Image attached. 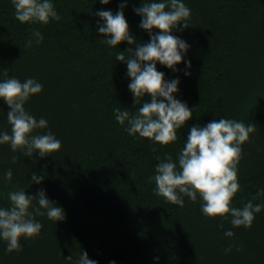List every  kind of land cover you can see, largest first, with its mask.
Returning a JSON list of instances; mask_svg holds the SVG:
<instances>
[{"label": "trees", "instance_id": "obj_1", "mask_svg": "<svg viewBox=\"0 0 264 264\" xmlns=\"http://www.w3.org/2000/svg\"><path fill=\"white\" fill-rule=\"evenodd\" d=\"M51 2L61 19L34 24L16 20L12 0H0V81L6 69L21 82L33 78L41 83L42 92L25 108L37 120L45 118L48 128L33 134L51 130L62 142L60 150L46 157L38 151L27 157L9 144L0 145V208L10 206V191L24 189L33 196L45 190L65 218L55 222L46 214L37 216L41 233L22 237L19 252L7 253L0 238V264H74L83 250L98 264H264V209L255 214L250 229L234 228L230 213L205 216L199 196L195 203L185 196L181 207L155 195V182L148 183L160 162L157 157L170 153L178 166L191 126L224 118L257 128L242 145L240 190L232 206L242 207L264 189V0H182L191 9L189 27L174 29L173 35L185 40L189 50L176 65L179 71L159 62L157 70L168 81L179 79L174 95L187 103L193 117L166 146L129 135L115 120L114 107L136 111L151 97L134 103L127 64L116 60V53L136 45L123 41L110 47L98 31L103 21L96 13L115 14L125 3L130 34L137 43H148L151 37L134 11L144 0ZM34 29L43 42L25 47ZM8 111L0 99V133L11 132ZM13 155L19 156L15 164ZM8 169L11 181L4 178ZM33 172L43 177L41 183H31ZM254 203H264V198ZM227 230L235 236L225 237ZM230 245L232 251L225 252Z\"/></svg>", "mask_w": 264, "mask_h": 264}, {"label": "clouds", "instance_id": "obj_2", "mask_svg": "<svg viewBox=\"0 0 264 264\" xmlns=\"http://www.w3.org/2000/svg\"><path fill=\"white\" fill-rule=\"evenodd\" d=\"M100 2L106 5L110 0ZM12 4L15 19L21 23L48 24L50 20L61 19L51 0H12ZM125 6V3H121L120 10L115 14L111 10L98 11L96 15L103 21L98 24V31L107 37L102 42L110 47L114 48L123 41L136 45L135 48L129 47L116 53V60L127 64V75L131 77L128 87L133 93L134 103L141 104L145 95L150 96L151 101L143 102L142 107L132 112L114 107L115 120L129 135L135 137L139 134L140 138L166 146L177 140V130L192 119L193 110L174 95L179 91V79L166 80L165 73L157 70V62L179 71L176 65L184 60L190 45L173 35V30L183 31L189 27L191 9L182 0H144L142 6L134 8V11L142 17L140 27L148 31L151 39L148 43L139 44L130 34L123 11ZM181 22L183 27L180 26ZM154 29L159 31L154 32ZM43 39L42 33L34 29L25 47L30 48L34 43L39 45ZM187 67H191V61L187 62ZM184 74L191 73L185 71ZM2 75L0 99L10 108L7 122L11 132L0 133V145L9 144L14 153L20 152L27 157H33L37 151L40 157H46L60 150L62 142L51 130L46 134H33L37 129L48 128V121L45 118L37 120L25 108L33 95L42 92L43 85L33 78L21 82L9 77L6 69ZM256 131L254 123L246 125L242 121L224 118L213 120L203 127L191 126L178 154L179 167L170 153L165 154L164 159L157 157L160 162L155 167V175L148 178V183L155 182L154 194L181 207L184 206L185 196L193 203L199 196L205 216L227 217L230 213V223L234 228L243 226L250 229L255 214L264 209V203H254L264 198V189L244 202L242 207H233L232 202L240 190L238 165L242 158V145L250 141L251 134ZM152 151L155 152L156 148ZM18 160L17 155L11 157L13 164ZM12 175V170L8 169L4 178L11 181ZM42 181V176L32 173L31 183L39 184ZM8 198L10 206L0 208V238L6 242L7 253L22 250V237L34 239L40 235L43 225L36 220L37 216L46 214L49 220L55 222L65 218L64 209L51 201L45 190L30 196L24 189H18L10 191ZM224 235L233 238L235 233L227 230ZM232 247L230 245L225 252H231ZM236 250L239 252L242 248L237 247ZM66 259L73 261V256ZM74 264L98 262L90 259L83 250ZM111 264H115V261Z\"/></svg>", "mask_w": 264, "mask_h": 264}]
</instances>
